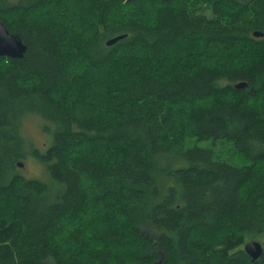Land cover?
<instances>
[{
	"label": "trees",
	"instance_id": "1",
	"mask_svg": "<svg viewBox=\"0 0 264 264\" xmlns=\"http://www.w3.org/2000/svg\"><path fill=\"white\" fill-rule=\"evenodd\" d=\"M73 2L79 31L34 20ZM0 23L26 47L0 58V264H264V0H0ZM100 80L108 116L78 119Z\"/></svg>",
	"mask_w": 264,
	"mask_h": 264
},
{
	"label": "rangeland",
	"instance_id": "2",
	"mask_svg": "<svg viewBox=\"0 0 264 264\" xmlns=\"http://www.w3.org/2000/svg\"><path fill=\"white\" fill-rule=\"evenodd\" d=\"M73 3H75V5H73ZM73 3L72 4L69 3V5L68 4L66 5V7L68 8L67 11L65 10L63 12L49 13V16L45 15L44 13H38L36 14L34 20L40 22L47 21L50 24L54 25L58 30H68L70 27L75 31H79L80 28L84 26L83 24L90 21V19L88 20V17H81V15L75 14V12L80 9H79V5L76 4V2ZM81 8H85V7H81ZM114 11L115 12L114 14H112V17L116 21L138 19L137 16L135 15L136 10H132L128 14H123L122 12H119L117 9H115ZM45 16L48 19H45ZM78 68H79V72H81L82 66L80 65ZM95 75L98 74L96 73ZM100 81L101 82L97 81L93 84L95 87L93 88L91 87V90L86 93L84 101H82L83 104L78 107L77 111H75L76 117L78 119L90 118L96 116L97 114H99V116H101L102 118H106L108 116L106 109H107V104L112 103L111 101L112 96L108 97L105 94H103L104 91L103 88L107 87L110 82L107 81L105 82L104 80H100ZM55 100L64 101L63 99H61L60 96H56ZM40 125L41 122L36 118H31L27 121H24L23 123V128H22L23 137L25 138V141L31 145L30 148L32 149L33 148L40 150L43 149V145L47 141L39 130ZM90 147L83 146L82 151L86 153L92 151V149L98 148L97 146L95 148H93V146ZM193 147H198L199 149H212L213 152L215 153V156L219 160H223L224 162H228L231 164L233 163L239 164L241 162L240 160H238L235 163L234 158L229 159L230 156H228V152H227L228 148L224 146H220L217 143H212L211 141L196 142L195 140H191L188 142L187 148H193ZM122 148L123 146H119L117 148V151L121 152ZM17 171L19 173V176L24 179L36 180L47 184L46 176L48 179V174L46 167L37 163L35 160L29 158L26 161L21 162V168H17ZM13 207L14 205L11 206V208ZM94 226H96V224H93V227ZM211 238H214V235H212ZM194 239L199 240L198 237H194ZM247 242H250V240H248Z\"/></svg>",
	"mask_w": 264,
	"mask_h": 264
},
{
	"label": "water",
	"instance_id": "3",
	"mask_svg": "<svg viewBox=\"0 0 264 264\" xmlns=\"http://www.w3.org/2000/svg\"><path fill=\"white\" fill-rule=\"evenodd\" d=\"M112 1V0H106ZM125 2H133L137 0H124ZM162 2H168L169 0H160ZM261 35L255 33L254 37L259 38ZM125 36H118L112 38L106 42V47H111L117 42L124 39ZM26 52V47L21 43L19 37L14 34H9L5 27L0 23V58H8L13 60H19L24 57ZM235 89H242L245 87V84H238L234 86ZM18 168H21V164L17 165ZM243 252L249 258L251 263L258 261L263 254V247L260 243L250 241L244 244Z\"/></svg>",
	"mask_w": 264,
	"mask_h": 264
}]
</instances>
